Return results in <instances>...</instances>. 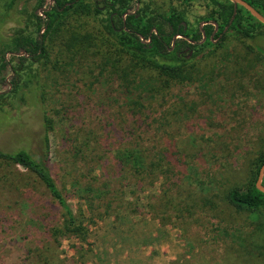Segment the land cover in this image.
Listing matches in <instances>:
<instances>
[{"label": "trees", "instance_id": "trees-1", "mask_svg": "<svg viewBox=\"0 0 264 264\" xmlns=\"http://www.w3.org/2000/svg\"><path fill=\"white\" fill-rule=\"evenodd\" d=\"M47 1L38 0L36 11L28 16L32 32L7 36L0 48V73L7 68L12 73L8 83L10 89L0 92V104L5 99H23L28 91L44 105L41 149L37 156L25 148L0 149V167L4 168L0 183L3 188L21 193L42 188L48 201L58 208L59 220L45 226L46 240L27 249V260L32 264H70L61 257L62 239L73 236L88 242V225L95 221L82 211L77 215L73 212L49 165L48 134L58 128L64 133V116L70 107L56 102L60 92L57 85L83 78L94 85L105 76L108 81H117L116 90L126 99L123 106L131 116L128 140L113 155L117 174L124 175L133 186H141L146 180L154 184L163 179L169 187L162 190L163 203L155 204L160 207L161 214L170 208L188 214L195 202L212 204V200L209 197L192 200L194 194L190 188L175 183L173 178L187 168L179 164L185 166L187 161L181 159L175 143L162 144L158 141L161 140L159 133L146 136L149 129L143 127L149 128L158 122L157 127L162 128L165 123L176 122L178 112H183L184 118L194 113L196 103L180 101L164 110L159 119L153 115L148 121L150 114L156 113L154 103L164 98L166 91L175 85L196 84L205 97L218 95L221 91L217 78L223 70L230 77L228 89H243L247 80L264 90L259 80L261 75H258L264 73V49L257 44L264 38V24L243 5H235L230 0H177L208 4L209 15L194 22L189 21L182 10L172 6L154 9L147 1L140 3L141 0H52L50 5ZM244 1L264 17V0ZM17 2L10 0L7 8L14 7ZM133 2L138 4L134 6ZM38 9H42L41 15ZM231 40L235 44L230 47L227 43ZM7 55L12 56L7 59ZM3 82L4 77L0 78V83ZM55 102L61 107H56ZM93 133L79 127L74 134L64 137L71 141L74 157L84 164L80 173L71 166L73 169L67 171L64 184L89 210L93 209L95 200H103L110 191L107 181L94 185L93 171L109 149L99 144ZM186 142L183 154L189 157V150L195 146L189 139ZM255 145L254 152L253 148L248 149L244 158L243 181L226 187L222 196L234 211L253 216L260 240L256 244L258 255L264 264V191L257 187L264 164V133L258 135ZM18 166L25 170L26 176L19 173ZM173 187L176 188L175 196ZM128 210L135 212V209ZM174 216H181V213ZM16 221L17 218L12 220Z\"/></svg>", "mask_w": 264, "mask_h": 264}, {"label": "rangeland", "instance_id": "rangeland-1", "mask_svg": "<svg viewBox=\"0 0 264 264\" xmlns=\"http://www.w3.org/2000/svg\"><path fill=\"white\" fill-rule=\"evenodd\" d=\"M9 1L0 0V48L7 36L16 32L29 34L33 30L27 20L36 11L38 0H18L14 7L7 8ZM144 1L154 9L172 6L182 10L192 22L207 17L210 12L205 2L141 0L140 3ZM50 4L52 0L47 1V5ZM41 10H37L40 15ZM227 44L231 47L235 42L231 40ZM257 44L264 49V38ZM11 56L7 55V59ZM258 75L264 86V73ZM11 76L10 68L0 73V78H5V83H0V92L10 89ZM228 78L229 74L223 70L217 78L221 92L210 98L205 97L196 84L175 85L166 91L164 98L154 103L155 114L147 111L150 121L153 115L159 119L164 110L180 101L197 104L194 113L184 118L183 112H178V120L162 123V128H158V122L149 128L143 127L149 129L146 136L152 137L156 132L161 135L160 143H175L182 155L180 158L187 161V166L179 164L187 168L173 178L175 183L189 187L194 194L192 200L200 197L212 200V204L195 202L190 214L172 208L161 214L160 207L155 204L163 203L162 190L169 187L163 179L154 184L146 180L141 188L139 184H129L124 175L117 174L114 151L128 140L131 122V116L123 106L126 99L116 90L117 81H108L105 76L94 85L86 78L57 85L60 92L56 102L70 107L64 116V133L58 128L48 134L49 165L73 212L77 215L82 211L95 221L88 225V242L73 236L62 239V258L70 264H261L256 246L260 240L253 216L234 211L225 203L222 193L229 185L243 181L244 158L248 149L253 148L254 152L258 135L264 133V90L247 80L243 89H228ZM43 107L28 91L23 99L1 102L0 149L25 148L37 156L44 134ZM79 127L93 131L99 144L109 149L93 175L96 178L94 185L107 181L110 191L103 200L94 201L92 210L64 184L67 171L73 169L71 166H75L78 173L84 170L83 162L71 151V141L64 139ZM188 139L195 149H190L191 155L186 157L183 149ZM17 168L23 176L27 175L22 167ZM3 172L4 168L0 167V174ZM0 185V264H32L26 258L27 249L46 240L45 226L59 220L58 208L48 201L42 188L21 193ZM172 194L176 195L175 187ZM128 209H135V212ZM175 213H181V216H174ZM169 214L173 216L169 218ZM14 218H17L16 223L12 222Z\"/></svg>", "mask_w": 264, "mask_h": 264}, {"label": "water", "instance_id": "water-1", "mask_svg": "<svg viewBox=\"0 0 264 264\" xmlns=\"http://www.w3.org/2000/svg\"><path fill=\"white\" fill-rule=\"evenodd\" d=\"M230 1H232L235 5L237 4L243 5L247 10L250 11V13L254 17H256L260 22L264 24V17L259 12H257L250 4H248L244 0H230ZM263 172H264V164L262 165L260 169L259 177L257 179V187L262 191H264V186L262 185Z\"/></svg>", "mask_w": 264, "mask_h": 264}]
</instances>
